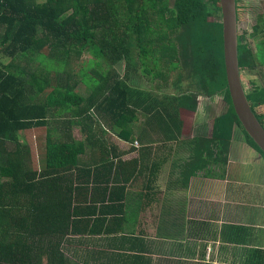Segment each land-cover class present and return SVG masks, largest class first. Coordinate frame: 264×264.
I'll use <instances>...</instances> for the list:
<instances>
[{
    "label": "trees",
    "instance_id": "16d2710c",
    "mask_svg": "<svg viewBox=\"0 0 264 264\" xmlns=\"http://www.w3.org/2000/svg\"><path fill=\"white\" fill-rule=\"evenodd\" d=\"M221 17L220 0H0V264H111L83 247L103 235L111 248L129 227L111 214H125L126 184L145 180L149 162L124 156L151 151V134L180 152L197 94H221L228 108L210 138L192 140L195 172L215 148L224 162L242 151L264 158L231 100ZM253 58L239 37L240 72L257 68ZM185 75L195 91L173 93ZM156 81L165 83L147 88ZM251 89L264 127V91Z\"/></svg>",
    "mask_w": 264,
    "mask_h": 264
},
{
    "label": "crops",
    "instance_id": "0c3cea01",
    "mask_svg": "<svg viewBox=\"0 0 264 264\" xmlns=\"http://www.w3.org/2000/svg\"><path fill=\"white\" fill-rule=\"evenodd\" d=\"M256 2L264 23V0ZM138 124L140 130L145 128L142 122ZM186 128L179 139L180 152L164 147L167 138L151 134L146 142L151 151L124 156L127 160L142 156L149 162L143 169L148 176L145 180L126 184L125 214H111L129 227L124 234L114 235L119 244L111 248L103 243V235L86 237L85 241L93 244L83 251L98 254L95 257L99 259L109 258L111 264L264 263V180L257 179L264 172V158L242 151L228 158L224 168L207 163L195 172V149H191L195 121ZM111 139L120 148L125 146L122 139ZM134 144L139 145L137 141ZM186 175L189 178L183 183Z\"/></svg>",
    "mask_w": 264,
    "mask_h": 264
},
{
    "label": "rangeland",
    "instance_id": "374dc122",
    "mask_svg": "<svg viewBox=\"0 0 264 264\" xmlns=\"http://www.w3.org/2000/svg\"><path fill=\"white\" fill-rule=\"evenodd\" d=\"M256 1L257 0H243L244 18H242L241 21H239V35L241 37V43L245 44L248 47L249 51L253 53V57H254L253 62L257 66V68L251 72L247 70H243L241 72L242 76L245 75L246 73L248 75V79L246 78L247 76H243V84H244L245 91L247 92L251 91L252 90L251 88H254V87H259L261 90L264 91V46L260 48V45H261L260 42H262L264 39L261 33V30L264 29V23L260 22V18L258 17V15L262 13V10H260ZM259 4L263 9L262 2H260ZM248 7H251L252 10H248ZM217 18L218 17L208 18V19H210L211 21H217L218 20ZM221 21H222V17H221ZM254 25H256V30H253ZM92 58L93 57L90 55L89 56L84 55L80 60L83 62H87L90 59L92 60ZM81 61H79V64ZM85 64L86 63L82 65L80 64L77 66L84 67ZM74 67L75 69L77 68L75 64L74 66L72 65V68ZM183 73L187 74L186 72H183ZM187 80L188 78L185 75V77L180 82V85H181L180 89L179 90L172 89V92L175 93V91H177L178 94H181V93L187 94L190 92H194L195 88L194 89L187 88L188 87ZM172 81L173 79L168 81V83L170 84ZM159 83L161 82L156 81L154 84H148L147 88H149L150 90H155V88L157 87ZM164 83L165 82L162 81L161 84H164ZM192 85L195 87L194 81L192 82ZM198 95L199 97H201L200 98L201 102L203 100V103L198 102L197 104L198 108H197L196 120H195V136L210 138L213 132L215 120H217L220 115L226 112L228 108V104L226 103V100H224V97L221 96V94L215 95L213 97H205L200 94H197V96ZM193 98L195 100V97ZM202 104L204 105L202 106ZM258 112L263 114L264 105L262 106V108H258ZM138 116L140 119H142L140 120V122H143L146 119L145 116L143 115H138ZM29 139L32 141L33 144L35 143V138L29 137ZM122 141L120 140L119 143H121ZM122 147L126 148L128 146H122ZM216 153H217V149L215 148L214 155L216 158L212 157L210 160H208V163H210L212 167L214 166V168H218V167L224 168L226 162L222 160L223 156L219 157ZM250 164L251 163H249V165ZM262 174L264 175V172H262L260 176H257V179L263 181L264 177L262 176Z\"/></svg>",
    "mask_w": 264,
    "mask_h": 264
},
{
    "label": "water",
    "instance_id": "95a60500",
    "mask_svg": "<svg viewBox=\"0 0 264 264\" xmlns=\"http://www.w3.org/2000/svg\"><path fill=\"white\" fill-rule=\"evenodd\" d=\"M223 49L227 85L237 119L243 130L264 154V127L260 125L246 97L239 69V21L236 0H220Z\"/></svg>",
    "mask_w": 264,
    "mask_h": 264
},
{
    "label": "flooded vegetation",
    "instance_id": "af4514ba",
    "mask_svg": "<svg viewBox=\"0 0 264 264\" xmlns=\"http://www.w3.org/2000/svg\"><path fill=\"white\" fill-rule=\"evenodd\" d=\"M245 70L249 71L248 69H245ZM250 72H251V71H250ZM248 74H249V73H248ZM245 75L247 76L246 78L248 79V75H247V73H246ZM248 92H250V91H248Z\"/></svg>",
    "mask_w": 264,
    "mask_h": 264
},
{
    "label": "clouds",
    "instance_id": "9594fccd",
    "mask_svg": "<svg viewBox=\"0 0 264 264\" xmlns=\"http://www.w3.org/2000/svg\"><path fill=\"white\" fill-rule=\"evenodd\" d=\"M244 85V84H243Z\"/></svg>",
    "mask_w": 264,
    "mask_h": 264
}]
</instances>
